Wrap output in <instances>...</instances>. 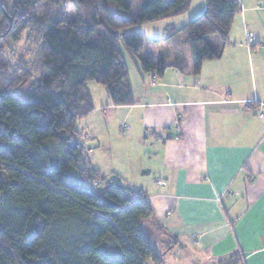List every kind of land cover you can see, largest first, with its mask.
<instances>
[{
	"label": "trees",
	"instance_id": "trees-1",
	"mask_svg": "<svg viewBox=\"0 0 264 264\" xmlns=\"http://www.w3.org/2000/svg\"><path fill=\"white\" fill-rule=\"evenodd\" d=\"M205 1L183 28L151 40L121 32L183 17L193 0H0V264H167L178 240L142 190L93 167L77 125L95 110L89 83L104 87L114 107L134 105L120 42L140 72L159 79L168 68L197 76L218 60L242 6ZM24 40L40 42L37 63L24 50L11 54ZM162 42L178 46L172 62L169 50L146 55Z\"/></svg>",
	"mask_w": 264,
	"mask_h": 264
},
{
	"label": "crops",
	"instance_id": "crops-1",
	"mask_svg": "<svg viewBox=\"0 0 264 264\" xmlns=\"http://www.w3.org/2000/svg\"><path fill=\"white\" fill-rule=\"evenodd\" d=\"M238 1L242 11L228 45L218 60L204 62L197 76L168 68L159 79L137 70L136 87L130 79L135 103L129 107H114L104 94L102 104L115 109L118 125H130V134L120 138L132 142L140 163L129 154H123L128 163L111 154L109 164L102 161L105 152L89 160L110 183L146 194L157 220L178 240L163 255L167 264H223L236 253L240 264H264V117L258 116L264 106V29L259 28L264 10ZM197 9L192 16L169 19L165 30L183 28L187 18L205 11L206 1L199 0ZM247 31L255 35L254 52L244 46ZM177 47L162 42L156 52L169 50L172 62ZM91 95L95 110L78 131L93 138L106 116ZM120 109L124 117L118 116Z\"/></svg>",
	"mask_w": 264,
	"mask_h": 264
},
{
	"label": "rangeland",
	"instance_id": "rangeland-1",
	"mask_svg": "<svg viewBox=\"0 0 264 264\" xmlns=\"http://www.w3.org/2000/svg\"><path fill=\"white\" fill-rule=\"evenodd\" d=\"M194 1H195V4L193 5L192 9L187 13V14H190L191 16H192V14H194V12H196L198 10L197 7L199 5V0H194ZM241 2L244 5H246L247 8L248 7H258V9L264 10V0H241ZM58 9H60V7ZM68 14H70V12ZM187 14H185L184 16H186ZM250 14L252 15L253 12H250ZM190 15H188V16H190ZM198 16L194 15L193 16L194 18H192V20H194ZM187 19H188L187 22H184V24L185 23L188 24L189 23L188 21H192L191 17L187 18ZM252 21H257V19H252ZM259 21H260V23H262V24H260L259 28L264 29V26H263L264 25V19H261ZM168 22H171V21H169V19H166V20L159 21L158 23L154 22V23L139 25V26L130 28L128 30H125V31L121 32V34L129 35L133 32L140 31L143 33V36L146 39H151V40L164 39L169 35L165 30V26ZM248 34L254 40L253 45L251 47L246 43V37ZM182 36L183 35H181V37ZM229 38H230V35H229ZM177 40H181V38L179 37V38H177ZM39 44H40V42L37 41V42H35L34 45L29 46V44L25 40L21 41L11 51V54L15 55L17 50H19V51L24 50V51H21V52H23L22 54L25 55L24 60L27 61L28 63H30V65L35 64V63H37V58H38V53H39L38 52ZM214 44H215V42L212 43V46H214ZM244 46L245 47L247 46L250 52H254L256 50V40H255L254 33L247 31V33L245 35ZM119 48H120V51L124 57V60L126 61L127 66H128V71H129L130 79L132 80V85L134 87H136L135 79L137 77V70H140L139 61L136 57H134V56L131 57L129 55V53H127L124 45L121 42L119 44ZM158 50H160V48L156 49V47H153V46H146L144 51H145L146 55L152 56V53L156 52ZM87 86H88V89L93 94V97L95 98L96 103L99 104L101 107H104L103 108V111H104L103 114L105 113V116H106V119H105L106 122L103 125L99 126L100 128L98 130H96V133H94L93 138H90L89 133H84V132H81L80 136L78 138V140L81 141V144L85 147L86 152H87V156L89 157V159L93 162V159L91 158V155L93 153H96L98 158L99 157L103 158L102 153L105 152L106 157L102 161L108 162L109 164L111 163L109 161L111 154L113 155L115 160H117L116 154L117 155L119 154V157L121 159H124L127 163H128V161H127L126 157H124L123 154H126V155L129 154L131 156V158L135 160V162L140 163V158L138 157V154H137L139 152L137 150H135L134 148L131 150L132 142H130L129 139H127V140L123 139L122 138L123 136L120 138L121 135L126 136V135L130 134V130L128 127L130 125L128 123H125V122H121L118 125L119 122H116L114 120V119H116V117L113 116V115H117V112L115 111V109L107 108L106 105L102 104L103 99H104V94H106L104 87L97 85L96 83H93V82L89 83ZM94 86H97V87H94ZM263 108H264V106H262V109ZM118 112H119L118 113L119 117H124L123 115H124L125 111L120 109ZM138 112L139 111H137V109L134 111L135 116H137ZM95 116L97 117V116H99V114L97 113ZM98 120H101V118H99ZM82 124L83 123L81 121L78 123V125H77L78 130L83 129ZM121 128H124V130H126V132H124V130L121 131ZM119 129H120V131H119ZM138 129H136L135 132L133 133L134 137L138 136V133L140 132V130H138ZM96 138L99 139V141L102 143L101 146H96V145H98V143H96V140H95ZM88 142L90 144H89V146H86ZM92 145L96 146V148L92 147ZM112 163H114L116 169H122L119 167L120 165L117 166L118 164L116 163V161H113ZM122 167H124V166H122ZM140 177L141 176H137L138 180H140ZM172 256H173V253L170 252V254L167 257L168 263L173 262ZM182 260H184V259H182Z\"/></svg>",
	"mask_w": 264,
	"mask_h": 264
},
{
	"label": "built area",
	"instance_id": "built-area-1",
	"mask_svg": "<svg viewBox=\"0 0 264 264\" xmlns=\"http://www.w3.org/2000/svg\"><path fill=\"white\" fill-rule=\"evenodd\" d=\"M253 42H254L253 38L248 34L247 37H246V43L251 47V46L253 45ZM258 116H259L260 118L264 117V108L262 109V107H261V110L259 111ZM80 139H81V138H80ZM81 140H82V139H81ZM80 142H81V141H80ZM69 145H70V146H74V145H75V141L70 140V141H69ZM78 146H79V145H78ZM158 183H159V182H158Z\"/></svg>",
	"mask_w": 264,
	"mask_h": 264
},
{
	"label": "water",
	"instance_id": "water-1",
	"mask_svg": "<svg viewBox=\"0 0 264 264\" xmlns=\"http://www.w3.org/2000/svg\"><path fill=\"white\" fill-rule=\"evenodd\" d=\"M144 229H145L148 237H152L153 236V231L150 228L144 226Z\"/></svg>",
	"mask_w": 264,
	"mask_h": 264
}]
</instances>
